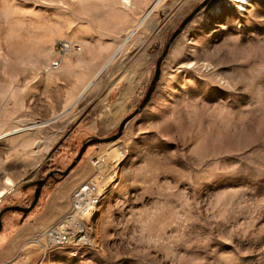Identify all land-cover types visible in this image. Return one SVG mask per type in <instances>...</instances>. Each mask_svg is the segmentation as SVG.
<instances>
[{
    "label": "rangeland",
    "instance_id": "1",
    "mask_svg": "<svg viewBox=\"0 0 264 264\" xmlns=\"http://www.w3.org/2000/svg\"><path fill=\"white\" fill-rule=\"evenodd\" d=\"M204 1L0 0V212L55 174L4 213L0 264H264V0H210L122 135L59 172L142 104ZM88 183L85 243L50 246Z\"/></svg>",
    "mask_w": 264,
    "mask_h": 264
},
{
    "label": "water",
    "instance_id": "2",
    "mask_svg": "<svg viewBox=\"0 0 264 264\" xmlns=\"http://www.w3.org/2000/svg\"><path fill=\"white\" fill-rule=\"evenodd\" d=\"M210 0H205L203 3H201L181 24V26L178 28V30L176 32H174V34L171 36L169 42L167 43L163 53L161 54V56L158 58L157 63H156V70H155V75L154 78L151 82V86L149 88V91L144 99V101L142 102V104L136 109V111L127 116L126 118H124V120H122V122L119 125V129L118 132L112 136H108V137H92L91 139H89L88 141L84 142L82 148L80 149L79 153L77 154V156L74 158V160L71 162V164L63 171H59L62 175V177L67 176L71 170L78 164V162L82 159L86 149L88 148V146L94 142H107V141H111V140H115L118 137H120L122 135V132L124 130V127L126 125V123L135 115L137 114L142 107L145 105V103L150 99L151 94L156 86L157 81L160 78V74H161V66H162V62L164 57L166 56V54L168 53V50L170 48L171 43L173 42V40L175 39V37L181 32L182 28L191 20V18L198 12L200 11L204 6H206L209 3ZM102 72V71H101ZM100 72V73H101ZM99 73V74H100ZM98 74V75H99ZM13 133V132H12ZM9 133V134H12ZM8 135V134H6ZM5 135V136H6ZM54 172L49 173L45 178L39 179V180H32V181H27V183L25 184L24 187H29L30 185H35V194H34V198L33 201L31 202V204L29 206H21V205H10L7 206L5 208H3L0 212V231L2 230L3 227V222H2V218L5 212L10 211V210H18L20 212H23V217H26L28 215L29 212H31L34 207L36 206V204L38 203V200L41 196V192H42V188L44 187V185L47 183L48 178H50L51 176H54Z\"/></svg>",
    "mask_w": 264,
    "mask_h": 264
},
{
    "label": "built area",
    "instance_id": "3",
    "mask_svg": "<svg viewBox=\"0 0 264 264\" xmlns=\"http://www.w3.org/2000/svg\"><path fill=\"white\" fill-rule=\"evenodd\" d=\"M71 44V43H70ZM69 46V42H61L59 47H61V54H65L66 52V48H69L71 50L72 46ZM62 63V58H59L57 60H55L53 62V67L57 68L61 65ZM101 161H103V158H98L96 161H94L95 165H98ZM88 185V184H87ZM85 187L81 186V188L77 189L74 194H73V206H72V210L69 212L68 216H67V220H64L60 226L58 227H54L53 229H51V231H49L50 234H52V236L54 237V243L52 246H58L59 243H67V244H72V243H80V240L83 239L81 238V236H84V233L80 228L83 226L82 222H75L72 223V221L81 213H83L82 215H84L85 213H87L86 211L82 212V210L77 209V207L79 206L77 202L74 201V196L77 195L81 189H83ZM93 190V189H92ZM92 195L95 196L96 192L95 190L92 191ZM72 237V239H71ZM70 239L72 241H70ZM86 241V240H84ZM83 241V242H84Z\"/></svg>",
    "mask_w": 264,
    "mask_h": 264
},
{
    "label": "bare ground",
    "instance_id": "4",
    "mask_svg": "<svg viewBox=\"0 0 264 264\" xmlns=\"http://www.w3.org/2000/svg\"><path fill=\"white\" fill-rule=\"evenodd\" d=\"M234 1H237V2H239L240 4H242V5H245V4H247L250 0H234ZM157 3H158V1L154 4V5H152V8H151V10H153L155 7H156V5H157ZM71 46V44H69V46L68 47H70ZM70 49L69 48H66V52L67 51H69ZM109 64V63H108ZM108 64H106V66L108 65ZM106 66H104V68L106 67ZM103 68V69H104ZM102 69V70H103ZM101 70V71H102ZM100 71V72H101ZM99 72V73H100ZM98 73V74H99ZM98 76V75H97ZM96 76V77H97ZM96 79V78H95ZM94 79V80H95ZM93 82V81H92ZM9 133H11V132H9ZM95 190L94 188H93V186L91 185V184H89L88 183V185H85V187L83 188V189H81V191L77 194V195H75L74 196V201L75 202H77L78 203V207H77V209H78V211L79 210H82V212H84V211H86L88 214H90V210H92V204H93V199H97L98 198V194H97V192H96V195L95 196H93L92 195V191L93 190ZM81 214H83V213H81ZM45 234H46V236H47V242H48V244L50 245V246H52L53 245V243H54V237L52 236V234H50L49 232H45ZM88 235V230H87V233H84V236H81V238H83V239H81L80 240V243H85V241L84 240H86V236ZM71 239H72V237H71ZM70 239V241H72ZM84 241V242H83ZM65 245H69V244H67V243H59L58 244V246L57 247H62V246H65ZM46 254H47V252H46Z\"/></svg>",
    "mask_w": 264,
    "mask_h": 264
},
{
    "label": "crops",
    "instance_id": "5",
    "mask_svg": "<svg viewBox=\"0 0 264 264\" xmlns=\"http://www.w3.org/2000/svg\"><path fill=\"white\" fill-rule=\"evenodd\" d=\"M143 20V19H142ZM142 20L133 28V30L132 31H134V30H136L137 28H138V26L140 25V23L142 22ZM131 34V33H130ZM129 34V35H130ZM128 35V36H129ZM127 36V37H128ZM126 37V39L124 40V42H123V44L129 39V38H127ZM123 44L117 49V51L110 57V59L101 67V69L94 75V77L89 81V83L83 88V90L82 91H86L87 90V88L90 86V84L92 83V81H94V79L96 78V76L98 75V73L104 68V66H106V64H108V63H110L111 62V60L117 55V53H118V51L120 50V48L123 46ZM75 104V103H74ZM73 104V105H74ZM72 105V106H73ZM71 106V107H72ZM69 109H66L65 111H63L62 112V114L63 113H65V112H67ZM8 183H10V179H8V181H7ZM2 194H3V191H0V197L2 196ZM2 239V238H1Z\"/></svg>",
    "mask_w": 264,
    "mask_h": 264
}]
</instances>
